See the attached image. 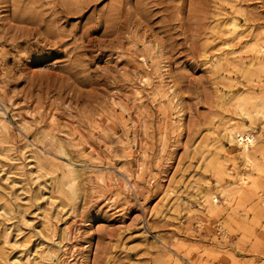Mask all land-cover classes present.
Instances as JSON below:
<instances>
[{
  "label": "rangeland",
  "instance_id": "rangeland-1",
  "mask_svg": "<svg viewBox=\"0 0 264 264\" xmlns=\"http://www.w3.org/2000/svg\"><path fill=\"white\" fill-rule=\"evenodd\" d=\"M66 1L0 0V264H264V0Z\"/></svg>",
  "mask_w": 264,
  "mask_h": 264
},
{
  "label": "bare ground",
  "instance_id": "bare-ground-1",
  "mask_svg": "<svg viewBox=\"0 0 264 264\" xmlns=\"http://www.w3.org/2000/svg\"><path fill=\"white\" fill-rule=\"evenodd\" d=\"M87 2H88V0H77L75 2L76 5H74V7L72 8L73 5L66 1V2H64V5L63 4L61 5L62 7L60 9V12H57V10L54 11V12H55V14H57V13L60 14L61 13L62 15L64 14L65 16L66 15H72V14H76V16H77V14H81L82 13V11L84 10V7L85 8L88 7V6H85V5H87ZM89 3H91V2L89 1ZM59 14H57V15H59ZM41 23H44V22H39L38 24H35V22L32 23V25H35V26L39 27V28H36L35 31H34L35 35H40L41 34L40 30L43 28ZM47 30L50 31V27L49 26L47 27ZM49 31H46L45 36H47V37L49 36L48 35ZM256 40H258V41H256L257 42L256 43V47L258 48L257 52L264 55V39L263 40L256 39ZM259 42H261V43H259ZM50 51L51 52L49 54H53L56 50H50ZM239 108L243 109V105H240ZM243 112L248 113L244 109H243ZM223 138L227 139V140L230 139L231 141L235 140L236 138L237 139H240V138L243 139V141H244V144H243L244 158L248 162L249 165H251L253 167H256V165H255V163H254V161L252 159L253 157L251 155V153L256 149L257 144H258V140L256 139V137H254L251 134L238 133V132L235 131V129L231 128L229 130L228 129L225 130V134H224ZM216 148H217V150L220 149L219 147H216ZM246 177L248 178V183H250L251 180L249 179V175H246ZM74 181H76V179H74ZM251 185H252V183H251ZM76 190H77V187H75V186L71 189L73 195H75L78 192V191L76 192Z\"/></svg>",
  "mask_w": 264,
  "mask_h": 264
}]
</instances>
